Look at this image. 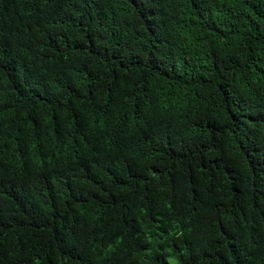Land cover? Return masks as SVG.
Masks as SVG:
<instances>
[{"label": "trees", "instance_id": "trees-1", "mask_svg": "<svg viewBox=\"0 0 264 264\" xmlns=\"http://www.w3.org/2000/svg\"><path fill=\"white\" fill-rule=\"evenodd\" d=\"M0 264H264V0H0Z\"/></svg>", "mask_w": 264, "mask_h": 264}]
</instances>
